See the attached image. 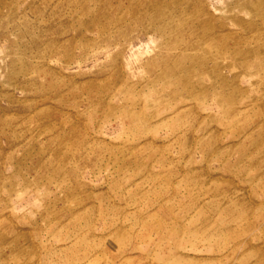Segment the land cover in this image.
<instances>
[{
    "label": "rangeland",
    "instance_id": "1",
    "mask_svg": "<svg viewBox=\"0 0 264 264\" xmlns=\"http://www.w3.org/2000/svg\"><path fill=\"white\" fill-rule=\"evenodd\" d=\"M0 264H264V0H0Z\"/></svg>",
    "mask_w": 264,
    "mask_h": 264
}]
</instances>
